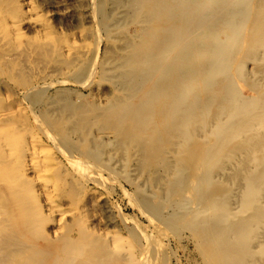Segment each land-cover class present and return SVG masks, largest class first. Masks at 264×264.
<instances>
[{
  "label": "rangeland",
  "instance_id": "374dc122",
  "mask_svg": "<svg viewBox=\"0 0 264 264\" xmlns=\"http://www.w3.org/2000/svg\"><path fill=\"white\" fill-rule=\"evenodd\" d=\"M27 1L0 0V263L22 264L7 247L17 240L57 250L50 264L72 243L119 264H210L203 223L169 194L167 161L140 154L142 139L113 114V70L141 33L132 11H112L115 0H30L28 11Z\"/></svg>",
  "mask_w": 264,
  "mask_h": 264
},
{
  "label": "bare ground",
  "instance_id": "6f19581e",
  "mask_svg": "<svg viewBox=\"0 0 264 264\" xmlns=\"http://www.w3.org/2000/svg\"><path fill=\"white\" fill-rule=\"evenodd\" d=\"M124 3L115 0L112 11H132L141 33L121 48L133 52L112 73L118 82L112 109L123 133L142 139L140 154L167 161L162 170L174 177L169 194L188 221L203 223L200 248L212 264L263 259L264 195L257 192L264 193V0ZM119 23L113 28L125 27ZM72 44L67 51L78 47ZM243 84L249 93H241ZM15 241L7 247L21 251L22 264H50L58 254ZM71 245L53 264H119L102 246Z\"/></svg>",
  "mask_w": 264,
  "mask_h": 264
}]
</instances>
